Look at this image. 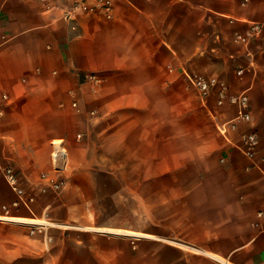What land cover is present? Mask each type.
<instances>
[{
	"label": "crops",
	"instance_id": "obj_1",
	"mask_svg": "<svg viewBox=\"0 0 264 264\" xmlns=\"http://www.w3.org/2000/svg\"><path fill=\"white\" fill-rule=\"evenodd\" d=\"M80 2L89 10L68 16ZM100 4L0 0V168L34 197L32 210L12 206L0 176V206L55 223L30 235L0 222V264H264V0ZM253 23L248 43L235 40ZM195 75L246 93L250 123L221 133L237 106L219 105L216 88L190 97ZM245 130L259 136L252 159ZM109 144L135 154V184L181 188L136 192L134 224L96 222L90 170ZM41 174L63 188L43 192Z\"/></svg>",
	"mask_w": 264,
	"mask_h": 264
},
{
	"label": "built area",
	"instance_id": "obj_2",
	"mask_svg": "<svg viewBox=\"0 0 264 264\" xmlns=\"http://www.w3.org/2000/svg\"><path fill=\"white\" fill-rule=\"evenodd\" d=\"M247 0H243L245 3ZM101 3V7H103L106 11H109L110 0H99ZM89 10L88 5L85 2L76 3L68 12V16L71 13H77L78 11H87ZM260 30V24L253 23L250 28L244 32H236L234 34V38L237 41L242 43H248L250 39ZM241 69L237 71L240 74ZM87 80L91 83H98L100 81L99 77L96 74H90L87 76ZM188 82L190 86H192L195 90H197L199 96L201 98H206L211 93L213 88L217 89V103L221 105L225 100L230 103H233L237 106L236 115L230 119L226 124L220 127L221 133H225L228 129L235 128L237 124H246L250 123L251 115L249 112V99L246 93L240 94H232L228 91L227 87L224 83L218 82L214 78H204L198 75L188 77ZM75 106V103H73ZM1 114V107H0ZM80 137V134L77 135ZM259 145V136L256 132L252 131H243L240 135L238 147L244 153V155L250 159H252L255 155L256 149ZM66 155L65 150L63 148L55 149L52 152V156L54 158H64ZM0 176L4 178L9 188L13 192L15 199L12 202V206L20 207L23 206L28 210L31 209V205L34 202V197L29 194L21 185L20 179L17 171L10 167L6 166L0 168ZM40 183L42 184L41 190L45 192L47 188H51L54 191H58L62 184L60 182L55 181L47 174H41ZM259 216H264V211L258 212ZM0 222L2 223H13L22 226H26L28 228V233L30 235L33 234H45V229L47 226L55 225L54 222L51 221H42L36 222L33 219L28 220L25 218H17L10 215L9 207L7 205L0 206ZM48 240L49 237H46Z\"/></svg>",
	"mask_w": 264,
	"mask_h": 264
},
{
	"label": "rangeland",
	"instance_id": "obj_3",
	"mask_svg": "<svg viewBox=\"0 0 264 264\" xmlns=\"http://www.w3.org/2000/svg\"><path fill=\"white\" fill-rule=\"evenodd\" d=\"M185 91L198 102L197 90L186 88ZM114 144L102 146L95 152V167L90 170L93 176V194L89 207L98 211L96 222L134 224L136 221L134 216L136 192L142 191L140 194L145 196L154 191L163 200L166 198L167 192H176V189L181 188V186L152 184L151 180H144L142 184H135L134 180L140 173V169L136 167L135 154L126 153L124 149L119 148V145L114 147ZM112 148L113 151L110 150ZM125 180L126 185L124 184ZM162 200L160 205L166 204V201ZM142 220L149 222L150 217H142Z\"/></svg>",
	"mask_w": 264,
	"mask_h": 264
}]
</instances>
